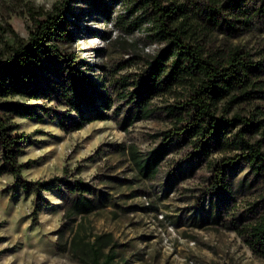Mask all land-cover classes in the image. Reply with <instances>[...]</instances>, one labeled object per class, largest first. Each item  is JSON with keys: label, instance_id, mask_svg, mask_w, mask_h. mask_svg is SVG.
Listing matches in <instances>:
<instances>
[{"label": "trees", "instance_id": "1", "mask_svg": "<svg viewBox=\"0 0 264 264\" xmlns=\"http://www.w3.org/2000/svg\"><path fill=\"white\" fill-rule=\"evenodd\" d=\"M82 1L56 0L47 9L29 6L28 37L10 28L14 40L0 59V173L13 174L20 188L35 194V219L48 203L45 190H68L63 216L74 221L99 208L98 188L67 169L63 176L22 178L29 163L20 156L30 139L15 132L19 125L14 118H57L63 130L72 131L126 110L125 125H132L153 115L158 96L171 99L163 107L170 126L155 135L161 137L159 146L143 154L134 145H117L129 152L142 178L156 179L172 148L187 145L177 169L185 172L192 162L205 164L210 174L207 194L228 193L229 170L241 162L250 165L253 179L246 174L240 184L252 187L253 181L264 192V110L256 104L264 101V47L253 53L234 42L261 31L264 0H120L128 15L139 12L129 24L146 26L152 41L164 47L133 75H118L123 67L119 63L102 80L94 78L93 67L70 48L77 40L74 20L79 15L74 6ZM87 2L108 18L113 12L101 7V0ZM52 100L64 104L66 111L53 115L46 105ZM117 100L124 105L116 106ZM218 204V216L228 221L234 205L221 195ZM233 220L231 227L264 257V209L253 218L236 212ZM56 244L84 264H121L120 244L111 232L91 234L71 224L68 233L67 228L58 229Z\"/></svg>", "mask_w": 264, "mask_h": 264}, {"label": "rangeland", "instance_id": "2", "mask_svg": "<svg viewBox=\"0 0 264 264\" xmlns=\"http://www.w3.org/2000/svg\"><path fill=\"white\" fill-rule=\"evenodd\" d=\"M55 1L0 0V59L14 40L10 28L28 37L32 26L28 7L47 9ZM104 5L112 8L109 18L87 0L75 4L79 15L74 20L77 40L70 48L93 67L96 79L102 80L107 70L119 63L123 67L118 75H133L164 44L153 42L146 26L137 29L129 24L139 12L128 15L124 2L101 0V7ZM234 42L253 53L261 51L264 23L261 31ZM169 100V96L156 97L153 115L132 125H125L126 110L72 131L63 130L57 118L37 121L15 117L19 125L15 132L25 133L30 139L20 156V161L29 163L21 177L46 179L63 176L67 169L96 185L99 208L89 215L76 216L74 221L65 219L69 198L62 185L65 190L43 191L48 203L37 210L35 219V194L20 188L13 174L0 173V264H84L57 248L58 229L67 228L68 233L71 224L91 234L111 232L120 244L117 261L121 264H264V257L253 252L237 227H231L236 212L253 218L264 209L263 190L253 181L252 187L240 184L246 174L253 179L248 163L241 162L229 170L228 193L207 194L204 188L210 174L205 164L192 162L185 172L177 169L187 145L172 148L156 179L142 178L129 152L117 147L120 143L134 145L143 154L158 147L162 140L156 133L170 126L163 108ZM46 103L53 115L66 111L57 100ZM116 103L124 105L121 100ZM256 104L264 110V101ZM220 195L235 207L228 221L218 216Z\"/></svg>", "mask_w": 264, "mask_h": 264}]
</instances>
